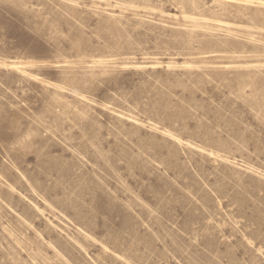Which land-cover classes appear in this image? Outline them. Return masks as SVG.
Listing matches in <instances>:
<instances>
[{
	"label": "rangeland",
	"instance_id": "1",
	"mask_svg": "<svg viewBox=\"0 0 264 264\" xmlns=\"http://www.w3.org/2000/svg\"><path fill=\"white\" fill-rule=\"evenodd\" d=\"M0 264H264V0H0Z\"/></svg>",
	"mask_w": 264,
	"mask_h": 264
}]
</instances>
